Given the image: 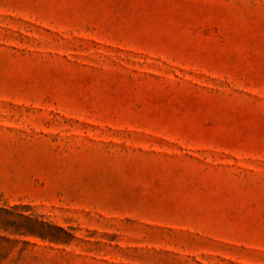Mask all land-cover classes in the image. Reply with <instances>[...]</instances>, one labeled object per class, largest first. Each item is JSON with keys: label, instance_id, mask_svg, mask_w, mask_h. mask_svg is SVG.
I'll list each match as a JSON object with an SVG mask.
<instances>
[{"label": "rangeland", "instance_id": "obj_1", "mask_svg": "<svg viewBox=\"0 0 264 264\" xmlns=\"http://www.w3.org/2000/svg\"><path fill=\"white\" fill-rule=\"evenodd\" d=\"M0 264H264V0H0Z\"/></svg>", "mask_w": 264, "mask_h": 264}]
</instances>
